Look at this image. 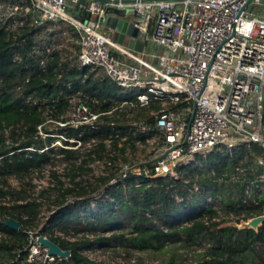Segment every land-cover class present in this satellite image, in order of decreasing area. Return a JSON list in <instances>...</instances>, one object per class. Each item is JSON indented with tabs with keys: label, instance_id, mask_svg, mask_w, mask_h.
I'll return each mask as SVG.
<instances>
[{
	"label": "trees",
	"instance_id": "obj_1",
	"mask_svg": "<svg viewBox=\"0 0 264 264\" xmlns=\"http://www.w3.org/2000/svg\"><path fill=\"white\" fill-rule=\"evenodd\" d=\"M57 24L39 28L26 18L19 26H0V264H100L83 254L86 246H92L90 240L70 241L50 230L80 221L87 215L89 202L101 193L114 200L106 205L118 207L121 215L104 212L105 207L92 212L88 229L117 224L122 230L98 241L117 239L120 248L141 252H163L173 244L197 247L198 264H264V224L257 230L238 228L242 222L264 215V192L254 191L252 201L243 204L244 187L255 183L262 171L255 159L264 156V150L253 144L250 151L238 150L234 156L238 159L227 158L212 164V173L204 168L199 170L198 183L214 193L220 188L238 192V204L220 196L224 206L183 223H171L170 208L174 202L170 195L174 191L179 193L182 184L160 180L155 186H148V177L154 172L152 164H140L139 168L144 170L138 176L125 170L126 166L139 163L134 155L139 149L136 141L141 137L128 133L127 128L144 123L153 129L155 117L151 112L159 111L160 103L152 101L140 106L135 100L114 99L119 89L108 77L98 69L77 66L75 29H63V22ZM44 34H48L47 39ZM41 61L44 66H40ZM186 107L185 102L169 104V109L176 113ZM81 108L88 109L89 115H97L98 129L87 123L71 125L72 111ZM95 164L102 169L95 171ZM55 165L69 167L64 180L56 174ZM44 171L53 179L51 186L35 192L32 177ZM85 172L87 180L80 177ZM93 172L96 173L92 175ZM192 173L187 177L191 178ZM12 178L20 186L10 185ZM121 179L126 185L137 180L139 186H132L124 195ZM113 180L117 183L110 185ZM125 196L131 199L132 206L125 202ZM70 198L74 201L73 209L66 207ZM44 199L53 205L50 211L58 212L43 233L49 234V240L62 250L69 251L70 256L31 263L29 247L38 235ZM79 205L83 215L75 213ZM129 214L125 221L130 225L125 228L122 216ZM71 217L73 220H69ZM157 220L163 221L161 227L156 226ZM6 221L17 222L19 228L6 226ZM177 260L175 255L167 256L159 264H176Z\"/></svg>",
	"mask_w": 264,
	"mask_h": 264
},
{
	"label": "built area",
	"instance_id": "obj_2",
	"mask_svg": "<svg viewBox=\"0 0 264 264\" xmlns=\"http://www.w3.org/2000/svg\"><path fill=\"white\" fill-rule=\"evenodd\" d=\"M107 1L0 0V26H19L26 18L39 28L63 22L64 27L76 31L77 66L98 69L108 77L119 89L114 99L135 100L140 106L152 101L160 103L161 109L151 112L155 117L153 129L144 123L127 128L128 133L141 135L137 146H158L150 159L154 172L148 177L147 171L148 186L160 180L183 184L170 172V167L180 160L177 170L188 176L198 161L234 158L238 150L250 151L253 144L264 150V12L257 10L264 7V0H251L248 5V0ZM114 15L132 17L147 53L138 56L105 31L106 18ZM63 35L68 37L67 32ZM40 66H44L43 61ZM181 102L187 107L178 113L169 109V104ZM78 111L85 115L87 112L91 128H99L95 125L97 115H89L85 108ZM255 160L264 167V156ZM201 167L204 166L193 170L197 172L192 176L198 177ZM119 182L124 183L123 179ZM116 183L113 180L110 185ZM179 189V193L170 195L177 206L170 210L173 224L222 206L220 196L197 181ZM256 190L264 192V168L255 183L244 187L243 204L252 201ZM180 195V201L174 200ZM104 197L111 199L101 193L89 206ZM43 230L39 228L38 235L32 238L31 263L36 262L37 255V261L54 259L38 242L39 236L49 239ZM50 231L57 235L55 230Z\"/></svg>",
	"mask_w": 264,
	"mask_h": 264
},
{
	"label": "rangeland",
	"instance_id": "obj_3",
	"mask_svg": "<svg viewBox=\"0 0 264 264\" xmlns=\"http://www.w3.org/2000/svg\"><path fill=\"white\" fill-rule=\"evenodd\" d=\"M87 3H84V5L86 6ZM258 11H262L264 12V7H260L257 8ZM69 14H71L72 16H74L75 18H78L75 14L71 13V11H68ZM80 19V18H78ZM55 25H59L57 23H54ZM66 27H64L63 29H65ZM118 34L114 33L111 34V37L115 40L118 39ZM45 39H47L48 34H44L43 36ZM135 39V38H134ZM122 46V44H120ZM124 48H126V46H122ZM146 50H148L146 48ZM156 54L158 51H154ZM149 53V51H148ZM150 62H153L154 64L156 63L155 59H150ZM72 119L70 120L71 125L72 126H80L81 124L87 123V116L81 112H79L78 110H73L72 111ZM55 144H58V142H55ZM158 146L156 143H152L148 146H144V147H139V149L137 150L136 154L134 155V160L138 161L139 163L131 166V167H127L126 166V172H131L133 175H140V172L142 170H144V167L139 168V165H144L147 166L148 164H150V159L153 156V151L155 149H157ZM150 158V159H149ZM239 157L233 158V159H238ZM132 159V158H131ZM149 159V160H148ZM219 157H211L207 160H202V161H198L197 163L193 164V169L191 172H193V170L198 169L197 167H200L201 165L204 167L206 171H209V173H211L212 168H210L211 164H217L219 162ZM227 159V158H226ZM180 160V159H179ZM225 160V159H224ZM181 161V160H180ZM180 161L175 162V164H173V166L170 167L171 169V174L173 176H175V178H179L178 181H181L183 184L181 186L184 187L185 183H190L193 184L195 181H197V177L196 176H192L187 177L185 175V173H180L177 170L178 164L180 163ZM207 161V162H206ZM244 161V160H243ZM255 164H256V160H255ZM138 165V166H137ZM257 165V164H256ZM98 166V164H95L93 169L95 171H99L100 169H102L101 166L99 167H95ZM192 166V165H191ZM190 167V166H189ZM56 168V174L60 175L62 178V180H64L65 178V174L68 173L67 169L69 167H65L64 165H55ZM264 168V167H262ZM255 168L250 169V171H253ZM96 172L91 173L92 175H94ZM147 174V171H146ZM47 172H42V173H36L34 174V176L32 177V183L34 186V191L35 192H40V190L51 186V182H52V178H49V176H47ZM197 175V174H195ZM83 179L87 180V177L89 178V176L87 175V172L83 173V175L80 176ZM78 179V178H77ZM128 180H130V177L128 178ZM136 181V180H135ZM26 182V181H25ZM138 183V181H137ZM130 181L128 185H126V183H121V189L122 192L124 193V195L128 193V191L133 187H136L138 184ZM10 185L12 186H20V184L17 182V180L15 178H12L10 180ZM180 188V187H179ZM25 189H28V186L25 187ZM208 189L211 190L210 187H208ZM128 190V191H127ZM180 190V189H179ZM127 191V192H126ZM186 191L185 188L182 189L181 192ZM217 195L222 196L225 200L227 201H234L238 204V192L235 191V194L233 191H229V192H225L224 189L220 188L219 190H217L216 192ZM234 194V195H233ZM95 196V195H93ZM181 195L176 198V196H174V200L180 201ZM51 200V199H50ZM73 199L70 198V202L67 204V208L73 209L74 208V201H72ZM124 200L127 204H130L131 206L132 201L129 197H124ZM108 203H114L113 199H110L108 197H104L102 199H98L95 200V202H93L92 204H90L89 207H87V215H85L84 217H82L80 219V221L78 222H74L71 221L70 223L67 224H63L61 227L56 228V227H52L51 230H55L57 235L62 236L64 239H68V240H73L76 239L77 241H87L90 240L92 246L90 247H85L86 249H84L83 254L84 256L88 257L89 259L98 262L100 264H159L163 261V259L167 256H177L178 260L177 263H181V264H198V255L200 253V248L197 247H181V245L179 244H173V245H167L164 249L163 252H155V251H137L134 249H123L119 247V242L117 239L113 240V241H98V239L100 238H107L109 237L111 234H119L121 233V228L120 225L117 224H113V226H109V227H103L100 229L96 228L94 231H92V229H88L87 227V222L89 220H91V218L89 217V215L92 212H97L98 210L102 209L103 205L108 204ZM222 206H224L225 204H223L221 202ZM52 204L50 203V201H48L47 199H44L42 201V207H41V214H40V220L38 222V226L39 228H47V226L50 225L51 220L53 219L54 216H57L56 212H58V209L55 210L54 212L50 211L52 208ZM174 206V205H173ZM109 206L106 207V209H104V212H112L109 214H116L118 216L121 215V211L118 207H113V208H108ZM177 206L171 207L170 210H176ZM81 208V209H80ZM75 213H77V215H83V209L82 207H80V205L78 206V208L74 209ZM113 210V211H112ZM56 214V215H55ZM264 214V213H262ZM128 216L130 217L131 215H127V216H122L124 223L123 226L126 228L128 225H130V223H128L129 221H125V218H128ZM259 216H264V215H259ZM257 217V216H256ZM88 218V219H87ZM230 220V218H228ZM69 220H73V218H69ZM236 220V219H235ZM250 220V219H249ZM247 220V221H249ZM234 220H231V222H233ZM246 221V222H247ZM244 223V222H242ZM241 223V224H242ZM163 224L162 220H157L156 222V226L161 227ZM233 224V223H232ZM241 224L238 225V227H241ZM62 229V230H61ZM129 229H127L126 231H128ZM63 231H66L67 233H63ZM65 234V235H64ZM39 259V255L36 256V261ZM31 262V260H30ZM33 263V262H32Z\"/></svg>",
	"mask_w": 264,
	"mask_h": 264
},
{
	"label": "crops",
	"instance_id": "obj_4",
	"mask_svg": "<svg viewBox=\"0 0 264 264\" xmlns=\"http://www.w3.org/2000/svg\"><path fill=\"white\" fill-rule=\"evenodd\" d=\"M105 31H107L110 35L117 33L118 39H115V41L122 44V46H126L127 49L138 56H142L147 53L145 48L146 45L142 42L140 34L135 29L132 17L120 15L109 16L105 20ZM138 43H142L140 50L135 48Z\"/></svg>",
	"mask_w": 264,
	"mask_h": 264
},
{
	"label": "water",
	"instance_id": "obj_5",
	"mask_svg": "<svg viewBox=\"0 0 264 264\" xmlns=\"http://www.w3.org/2000/svg\"><path fill=\"white\" fill-rule=\"evenodd\" d=\"M95 1H98L100 3H107L108 2L107 0H95ZM250 1L251 0L247 1V5L250 3ZM79 12H80V6L78 7L77 14H79ZM120 43H121V41H120ZM132 43H133V40H132ZM141 46H142V43H138V44H136L135 48L137 50H140ZM193 112H194V106L192 107V112H191V115L189 117V121H188L189 124L191 122ZM160 160L161 159H159V161ZM262 224H264V216H257V217L250 219L247 222L242 223L241 227H238V228L257 230ZM5 225L9 226L11 228H14V229L19 228V224L17 222H14V221H6ZM38 242L41 245H43L44 247H46L48 250V253L52 256L59 257V258H68L70 256L69 251L62 250L57 244H55L54 242H52L51 240H49L43 236L38 237Z\"/></svg>",
	"mask_w": 264,
	"mask_h": 264
}]
</instances>
